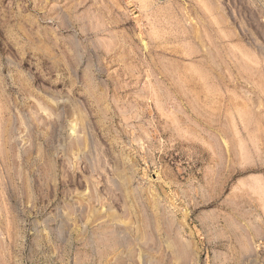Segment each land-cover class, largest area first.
<instances>
[{
  "label": "rangeland",
  "instance_id": "rangeland-1",
  "mask_svg": "<svg viewBox=\"0 0 264 264\" xmlns=\"http://www.w3.org/2000/svg\"><path fill=\"white\" fill-rule=\"evenodd\" d=\"M0 264H264V0H0Z\"/></svg>",
  "mask_w": 264,
  "mask_h": 264
}]
</instances>
